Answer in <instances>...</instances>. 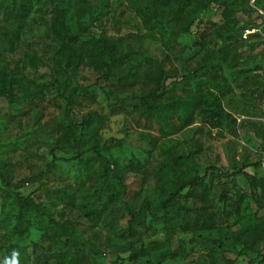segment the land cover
Wrapping results in <instances>:
<instances>
[{
	"label": "rangeland",
	"instance_id": "rangeland-1",
	"mask_svg": "<svg viewBox=\"0 0 264 264\" xmlns=\"http://www.w3.org/2000/svg\"><path fill=\"white\" fill-rule=\"evenodd\" d=\"M178 1L73 0L60 24L56 0H32L22 17L0 5V264L14 253L16 264H264V237L243 244L264 232V0H189L166 32L159 17ZM104 41L118 43L110 79L95 62L110 61ZM158 84L159 110L142 101ZM67 121L75 140L52 151ZM98 153L125 195L100 176ZM168 163L206 184L164 211ZM242 169L257 195L230 175ZM18 194L66 228L13 234L3 216Z\"/></svg>",
	"mask_w": 264,
	"mask_h": 264
},
{
	"label": "trees",
	"instance_id": "trees-1",
	"mask_svg": "<svg viewBox=\"0 0 264 264\" xmlns=\"http://www.w3.org/2000/svg\"><path fill=\"white\" fill-rule=\"evenodd\" d=\"M73 0H56L55 6H56V14H55V21L56 23L60 24L64 20V13L65 10L73 5ZM189 0H179L178 5L173 10L171 16L164 19L159 17V21L161 23V27L166 31L169 24L172 22L177 21L183 11L186 8V5L188 4ZM0 5L6 10L7 13L16 14L20 17L27 15L31 8H32V0H0ZM193 23H190L188 26V29H191V25ZM57 33L62 37V39L66 38L67 34L63 32L62 30H59L58 28L55 29ZM140 38V42H143V38ZM104 45L107 49L108 55L110 57V61H107L104 57L100 55H96V63L100 64L104 69V73L102 74L103 78L110 79L111 76L114 73L113 65L117 62V58L115 56V50L118 45V43H109L108 41H104ZM57 62L59 60L57 59ZM78 67V66H77ZM79 68V67H78ZM0 73L3 75V78H0V96L7 95L9 91L7 90L6 83H5V73L0 71ZM130 75L124 74L122 76H119L117 78L118 82L120 84H127L130 83ZM13 84V81L10 82ZM164 85L158 84L157 88L144 96H142V101L145 105H148L152 109H160L163 107V103L160 102H153L152 98L159 96L161 91L163 90ZM76 90V88H73V92ZM72 94L69 95V98H71ZM214 116L218 118L219 120H222L223 118V111L216 107V109L213 111ZM76 125H73L71 122L67 121L64 126V132L63 134L57 139V141L54 144V149H65L68 146H70L71 142L75 140V133L74 128ZM119 144H122L121 140H118ZM90 148L95 149L96 152V146L93 145ZM80 154V156H82ZM98 156L101 160V167H100V176L102 177H110L113 180V183L116 186V193L119 196L120 194L125 195L128 192L127 185L122 182L123 178L120 174V168L118 166L113 167V163L109 162V160L98 153ZM170 166V170L172 171V175L176 178V185L173 187L171 186L169 195L166 199L162 200L159 205L162 208V210L167 211L169 206L177 201V198L182 194V192L189 187L194 186H202L206 184V177L200 176L198 174H195L191 176L190 178H184L181 176V174L178 172L176 167L168 163ZM237 174H243L248 183L250 184V189L254 194L257 195V189L259 186V180L254 175L248 173L244 169L240 171H236L230 175H237ZM224 176H229L225 175ZM257 202L259 203L260 208L264 209V202H262L259 197H257ZM151 204V203H149ZM10 205H14L15 208L12 209V207H9L7 211L5 212L3 216V221L10 220L14 222L15 229L13 231V234H16L18 236H25L27 233H29V228L24 225V223L31 222L33 225H38L41 229H50L52 230L53 234L56 236L58 235V232H62V230L65 227V223L58 224V222L54 221L52 217L48 214H46L39 203H36L32 197H24L21 195H17L14 198L13 203H10ZM264 237V232L258 233L255 237L252 239H245L243 240V244L245 247L252 248L255 244V241L257 239H261ZM13 248H17L18 246L16 244L12 245ZM140 253H133L128 257V260L132 261L140 257ZM114 264H120L117 260L114 262ZM227 264H231L228 262Z\"/></svg>",
	"mask_w": 264,
	"mask_h": 264
},
{
	"label": "clouds",
	"instance_id": "clouds-1",
	"mask_svg": "<svg viewBox=\"0 0 264 264\" xmlns=\"http://www.w3.org/2000/svg\"><path fill=\"white\" fill-rule=\"evenodd\" d=\"M15 256H16V254L14 253V254H13V262H12V264H16Z\"/></svg>",
	"mask_w": 264,
	"mask_h": 264
}]
</instances>
